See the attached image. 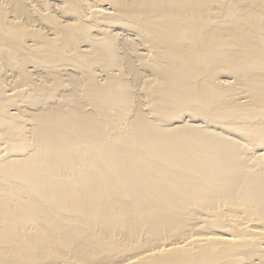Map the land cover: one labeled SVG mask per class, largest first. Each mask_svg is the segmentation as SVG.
Here are the masks:
<instances>
[{
  "label": "bare ground",
  "instance_id": "6f19581e",
  "mask_svg": "<svg viewBox=\"0 0 264 264\" xmlns=\"http://www.w3.org/2000/svg\"><path fill=\"white\" fill-rule=\"evenodd\" d=\"M0 264H264V0H0Z\"/></svg>",
  "mask_w": 264,
  "mask_h": 264
}]
</instances>
